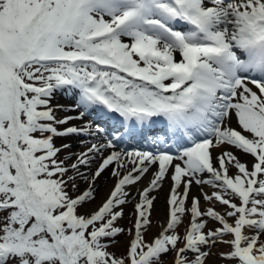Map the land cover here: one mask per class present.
I'll return each instance as SVG.
<instances>
[{"label": "snow or ice", "instance_id": "1", "mask_svg": "<svg viewBox=\"0 0 264 264\" xmlns=\"http://www.w3.org/2000/svg\"><path fill=\"white\" fill-rule=\"evenodd\" d=\"M218 261L264 264V0H0V264Z\"/></svg>", "mask_w": 264, "mask_h": 264}, {"label": "bare ground", "instance_id": "2", "mask_svg": "<svg viewBox=\"0 0 264 264\" xmlns=\"http://www.w3.org/2000/svg\"><path fill=\"white\" fill-rule=\"evenodd\" d=\"M53 103H61V104H68L70 103V101L67 98H57V100H54ZM61 115H63V113H61ZM74 143V142H73ZM73 151H76L77 149L74 147L72 149ZM111 184V180H108L106 178V180L104 181L103 185L101 187H99L98 191H97V200L100 199L101 196L104 195L105 191L107 190L108 186ZM167 187V186H166ZM154 210L157 213V216L163 217L164 211H165V202H164V193H160L159 194V198L158 201L155 204V208ZM155 231V229H154Z\"/></svg>", "mask_w": 264, "mask_h": 264}, {"label": "rangeland", "instance_id": "3", "mask_svg": "<svg viewBox=\"0 0 264 264\" xmlns=\"http://www.w3.org/2000/svg\"><path fill=\"white\" fill-rule=\"evenodd\" d=\"M59 114L61 115V113H59ZM105 180H106V177H105L104 179H102L101 181L98 182L99 185H100L99 187H101V186L103 185V183H104ZM83 187H84V185L82 184V185H81V188H83ZM127 211L130 212L131 209L129 208ZM156 218H157V213H156V211L154 210V211H153V221H155ZM185 223H187V221H185ZM128 224H129V217H128V215L126 214L124 220L121 221V225L127 227ZM126 239H127V237H120L121 247H118V248L116 249L118 252H119V251H123V247H122V245L126 242ZM223 250H226V249H223V248H220V249H213L214 252H216V251H223ZM217 264H224V262H223V261H218Z\"/></svg>", "mask_w": 264, "mask_h": 264}]
</instances>
